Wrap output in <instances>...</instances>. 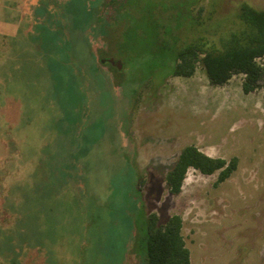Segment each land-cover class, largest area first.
Instances as JSON below:
<instances>
[{
  "label": "rangeland",
  "instance_id": "obj_1",
  "mask_svg": "<svg viewBox=\"0 0 264 264\" xmlns=\"http://www.w3.org/2000/svg\"><path fill=\"white\" fill-rule=\"evenodd\" d=\"M58 1L70 29L82 0ZM86 1L92 82L48 87L42 68L53 36L32 40L24 21L35 0H0V23L14 17L0 25V177L2 167L9 171L0 188L13 209L1 216L0 253L18 254V243L35 237L40 244L21 247L15 264H145L140 238L153 211L182 218L191 264H264V81L247 95L240 77L212 87L201 69L172 77L170 54L139 57L112 44L126 33L145 40L136 21L148 18L165 25L172 50L199 36L216 43L233 30L242 3L264 9V0H125L111 15L101 0ZM71 36L79 42L73 56L82 40ZM82 134L87 140L75 143ZM190 144L237 157V170L215 187L217 174L190 169L181 193L170 195L165 174Z\"/></svg>",
  "mask_w": 264,
  "mask_h": 264
},
{
  "label": "trees",
  "instance_id": "obj_2",
  "mask_svg": "<svg viewBox=\"0 0 264 264\" xmlns=\"http://www.w3.org/2000/svg\"><path fill=\"white\" fill-rule=\"evenodd\" d=\"M94 1L91 0V3ZM124 1L101 0V11L111 15L117 11L119 6L124 5ZM60 4L58 0H35L33 5L29 4L26 10H23L26 16L24 21L32 32V40L37 42L38 36H42L44 32L52 35L54 39L50 48L54 55L48 59L46 67L42 68L44 73L46 72V84L49 87L51 83L70 82L76 78L82 82L91 83V72L96 61L93 57L92 42L82 33L84 23L89 16L87 9L91 10L90 1L82 0L78 3L77 7L81 9L77 10V15H72L75 16L73 19L70 18L72 22L70 29L59 15L62 9ZM77 7L73 9V12L76 11ZM200 14L201 9L198 11V16ZM11 17L5 14L0 25L4 28L12 25L14 17ZM136 23L138 24L136 28H140V25L142 27L144 24V30L148 37L141 40L135 34L126 33L124 41L113 42V47L128 54L134 53L139 57L150 54L172 55V77L189 79L198 69H201L208 84L212 87H223L232 78L240 77L243 94L247 95L262 88L261 82L264 81V9H256L247 3H242L238 10L237 22L232 25L230 29L233 28V30L226 36H220L216 43L199 36L185 42L175 50H172L165 41L164 24L157 23L154 18L138 19ZM71 33L82 40L79 54L78 51L77 54L74 53L76 56H72L70 53L74 51L75 46L79 45V42H77L78 40L72 41ZM98 64L101 65V63ZM109 65L117 71L116 66H113L112 63ZM66 78L68 79L66 80ZM85 137L83 134L76 136L75 143L87 140ZM61 138L59 137V139ZM77 150H79V146H76V150L74 148L73 158L77 156ZM68 158L66 163L68 165L73 163L72 166L75 167L76 160H72L71 156ZM56 161L59 162L58 159ZM7 164L9 167L10 164L8 162ZM5 167H2L6 171L2 173L0 181L9 172ZM237 167L238 158L235 156L229 160L211 157L202 152L196 145L190 144L180 150L176 161L166 172L164 182L169 194L177 196L182 191L184 180L190 169L203 176L217 174L214 182V186L217 187L228 180L237 170ZM143 184L144 181L138 183L139 190L142 189ZM2 193L0 188V217L4 211L13 210L9 206L12 205L11 202ZM124 193L123 198L126 199L127 196ZM0 221L3 225V217L0 218ZM182 229L183 220L179 215L168 216L164 219L163 216L160 217L157 213L150 211L146 215L145 231L140 238L144 263L191 264L190 251L186 247ZM39 244V240L34 237L32 241L19 242L16 251L22 252L21 247L23 248V246L27 251L35 249ZM3 251V254L0 253V264H15L12 260L20 257L19 252L17 254L11 249L4 248Z\"/></svg>",
  "mask_w": 264,
  "mask_h": 264
}]
</instances>
